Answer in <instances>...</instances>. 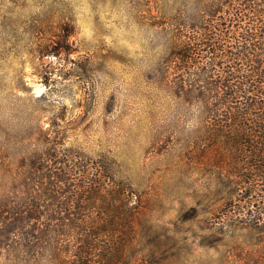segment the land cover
<instances>
[{"label":"rangeland","instance_id":"374dc122","mask_svg":"<svg viewBox=\"0 0 264 264\" xmlns=\"http://www.w3.org/2000/svg\"><path fill=\"white\" fill-rule=\"evenodd\" d=\"M223 1L0 0V198L53 137L60 152L105 158L124 186L128 264H264L245 210L262 204L234 175L242 163L215 126L226 119L164 76L175 20ZM24 257L0 250V264H51Z\"/></svg>","mask_w":264,"mask_h":264},{"label":"trees","instance_id":"16d2710c","mask_svg":"<svg viewBox=\"0 0 264 264\" xmlns=\"http://www.w3.org/2000/svg\"><path fill=\"white\" fill-rule=\"evenodd\" d=\"M218 4L203 5L194 24L175 20L164 76L177 96L204 102L209 117L226 119L215 126L242 163L234 175L252 183L245 196L262 204L245 209L247 226L264 235V3ZM46 143L43 158L29 159L21 190L0 198V250L31 262L128 264L123 245L135 231L134 207L107 160L90 164L58 151L53 137Z\"/></svg>","mask_w":264,"mask_h":264}]
</instances>
